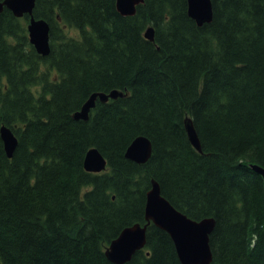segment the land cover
<instances>
[{"label":"trees","instance_id":"obj_1","mask_svg":"<svg viewBox=\"0 0 264 264\" xmlns=\"http://www.w3.org/2000/svg\"><path fill=\"white\" fill-rule=\"evenodd\" d=\"M199 27L187 0H144L124 17L117 0H36L51 52L29 42L28 18L0 20V264H114L105 251L145 223L146 195H162L194 220L214 218L212 264H264V0H212ZM155 30L154 41L144 37ZM73 29L77 36L67 31ZM88 121L76 113L96 92ZM190 118L201 151L188 139ZM139 136L152 157H125ZM105 172L84 168L87 152ZM126 264H181L170 236L150 225Z\"/></svg>","mask_w":264,"mask_h":264},{"label":"water","instance_id":"obj_2","mask_svg":"<svg viewBox=\"0 0 264 264\" xmlns=\"http://www.w3.org/2000/svg\"><path fill=\"white\" fill-rule=\"evenodd\" d=\"M144 0H117V11L124 17L136 14L137 7ZM188 15L195 23L202 27L213 21L212 0H187ZM36 0H0V20L4 10L10 11L16 18L27 16V25L30 44L37 54L47 57L51 52L50 24L44 19L34 17ZM144 37L154 41L155 30L153 26L147 27ZM121 91L113 90L109 93H93L84 105L74 113L75 120L88 121L91 111L96 103H106L123 97ZM185 130L192 146L201 151L199 137L190 118L184 121ZM1 139L4 143L6 155L9 159L14 157L18 146V139L8 127H1ZM153 145L145 136L137 137L127 148L125 157L136 163L145 164L152 157ZM108 162L98 149H90L84 159V168L89 173H101L107 169ZM251 168L262 176L264 180V167L251 165ZM166 232L174 243L181 264H212L213 252L210 245V236L213 233L216 221L214 218L194 220L176 209L161 193V187L156 180H152L151 189L147 193L145 205V223H136L124 228L118 237L113 240L106 250L107 258L114 264H126L136 252L146 246L149 226Z\"/></svg>","mask_w":264,"mask_h":264},{"label":"rangeland","instance_id":"obj_3","mask_svg":"<svg viewBox=\"0 0 264 264\" xmlns=\"http://www.w3.org/2000/svg\"><path fill=\"white\" fill-rule=\"evenodd\" d=\"M67 33H68L70 36H77V35H76L77 32H76L75 30H73V29H69V30L67 31Z\"/></svg>","mask_w":264,"mask_h":264},{"label":"bare ground","instance_id":"obj_4","mask_svg":"<svg viewBox=\"0 0 264 264\" xmlns=\"http://www.w3.org/2000/svg\"><path fill=\"white\" fill-rule=\"evenodd\" d=\"M253 165H254V164H253ZM255 165H256V164H255ZM263 167H264V166H263ZM146 197H147V195H146ZM117 237H118V236H117ZM117 237H116V238H117ZM116 238H115V239H116ZM115 239H114V240H115ZM112 241H113V240H112ZM112 241H111V242H112ZM110 244H111V243H110ZM110 244H109V246H110ZM146 245H147V243H146ZM109 246H108V247H109ZM108 247L106 248V250L108 249ZM145 248H146V246H145L143 249H145ZM143 249H141V250H143ZM105 254H106V251H105Z\"/></svg>","mask_w":264,"mask_h":264}]
</instances>
